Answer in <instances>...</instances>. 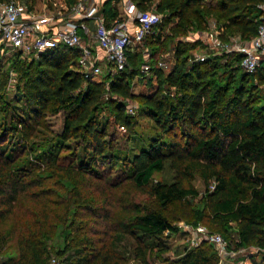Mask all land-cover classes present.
I'll return each mask as SVG.
<instances>
[{
  "label": "trees",
  "instance_id": "1",
  "mask_svg": "<svg viewBox=\"0 0 264 264\" xmlns=\"http://www.w3.org/2000/svg\"><path fill=\"white\" fill-rule=\"evenodd\" d=\"M118 1L104 0L101 13L107 23L119 15ZM129 1L138 11L161 14L143 42L153 57L170 38L162 30L165 25L173 23L183 35L186 25L204 23L210 11L249 41L257 32L258 4L263 0ZM194 46L177 40L170 71L151 70L156 84L147 80L152 90L137 94L133 78L143 79L144 74L140 54L132 51L127 52L124 70L87 78L77 68L79 49L74 47L59 45L30 59L14 51L7 67L5 54L0 57V264H47L52 253L64 264H128L130 259L150 264L156 251L166 249L164 237L177 232L173 221L182 218L194 226L206 222L230 250L255 245L261 255H245L244 264H264V63L247 72L240 65L241 52L190 61ZM11 71L16 79L12 94L5 91ZM106 82L115 98L104 101ZM128 98L137 101V115L126 112L123 100ZM107 106L111 119L103 118ZM138 115L152 120L154 132L147 147L130 157L119 139H132ZM29 152L54 169L71 154L73 169L124 194L114 202V195L107 193L97 204L91 192L86 195L66 176L61 197L65 204L57 222L62 244L50 243L49 210L44 208L36 232L29 227L19 230L24 237L17 256H3L15 231L6 229L4 222L20 197L43 183L16 172L32 163L24 162ZM166 163L172 180H154L153 174ZM100 166L114 177L107 180ZM195 175L206 193L202 205L191 207L189 198L198 195L191 184ZM125 184L145 192L146 199L138 201ZM219 261L213 246L202 241L163 263Z\"/></svg>",
  "mask_w": 264,
  "mask_h": 264
},
{
  "label": "rangeland",
  "instance_id": "2",
  "mask_svg": "<svg viewBox=\"0 0 264 264\" xmlns=\"http://www.w3.org/2000/svg\"><path fill=\"white\" fill-rule=\"evenodd\" d=\"M30 1V2H29ZM28 9H31L33 15L39 16H63L67 14L69 9V4L67 0H28ZM130 2V1H129ZM131 3V2H130ZM118 10L119 14H123V4L121 0L118 1ZM135 10H137L135 8ZM216 11H210L206 15V19L204 23L187 26L184 30L185 34L182 35V31L174 30L173 23H169V25H165L162 30L166 32L165 34H170V38H168L164 44H162L163 49L159 52V55L150 54L149 48H145L148 50V54H144L143 51H138L140 49H136L137 47H133V53H139V66L140 72L143 70L141 66L143 64H148L150 69L147 73L144 72V78L140 79V77L135 76L132 81V91L137 93L149 92L150 84H148L147 80L151 84H156L155 75H152V71H154L157 67L160 68L164 74L168 73L173 65L172 55L173 48L175 46V42L177 40H184L188 44H194V48L189 51V60H197L198 57L203 56L207 58L209 56H221L225 58L230 52H237L232 49L241 43H248L249 41L242 39L239 32L236 28H229L227 26V22L225 19L219 17ZM163 27V26H162ZM183 32V33H184ZM215 43L218 41L221 45H211V43ZM14 51H10L6 53L2 61L5 66L9 65V55L13 54ZM102 68L105 70V66L102 65ZM154 68V69H153ZM152 70V71H151ZM104 73V71H103ZM102 73V74H103ZM152 77L150 78L149 76ZM102 76V75H101ZM16 79L13 75V79H10L7 88L5 89L6 93L12 94L15 90ZM106 92L103 95V100L107 101V99L115 98L112 96L109 91V84L106 82L105 84ZM123 102L125 105L135 103L138 108V103L135 99H124ZM137 115V109L136 113ZM139 116V125L136 128V133L132 137L130 141H126L124 139H119V144L123 147L127 146L128 155L133 157V155L140 153L142 149L147 147V138L148 136L154 132L153 122L146 116ZM112 115L109 112L108 106L103 111V118L111 119ZM114 127H111V129ZM120 130L124 131V129ZM1 144V143H0ZM1 150V148H0ZM22 156V155H21ZM20 156V157H21ZM64 160H60L58 162V169H54L56 166L47 165L45 161L36 160L33 153L29 152L28 156H25L24 162L31 161L32 163L26 167L25 170L16 171L18 176H23L26 174L29 178L34 176L36 179H42V184L35 188H29V190L24 193L18 202L16 203L12 213H10L4 222L5 228H10L11 231L15 230L10 241L7 244L6 250L3 253V256H17L19 253L18 243L24 236H19V230L23 228L29 227V230L32 232H36L38 230L37 222L39 221V216H42L41 210L46 208L49 210L48 216L49 221L48 224V232L50 243L53 244H62V237L60 236L61 226L57 223L60 221L63 208H64V200L62 201V195L65 191L63 182L66 180L65 177L68 176L72 180L76 182V188L82 189L85 194L91 192L93 197H96L97 204H101L107 193L114 195V202L116 198L120 195H123L121 189L114 190L109 187L108 184L99 183V181L93 179L91 176L86 175L83 171H78L71 167L73 165V161L71 160V154H67ZM64 167V170H63ZM100 169L103 170L104 177L109 180L114 177L115 174L108 175L109 169L100 166ZM113 169L112 171L116 170ZM119 172V171H118ZM22 174V175H19ZM33 178V179H34ZM153 178L156 181L161 182H170L173 178V172L169 168L168 163H166L165 168L162 171H157L153 174ZM104 181V180H102ZM107 182V181H106ZM191 184L198 191V195L195 197H190V205L191 207H197L202 205L204 196L206 193L205 185L203 184L201 178L198 175H195ZM213 188V182L209 185V190ZM124 189L132 196H134L138 201H143L146 199L145 192L134 189L131 185L127 186L125 184ZM113 200V199H112ZM113 202V206L116 204ZM115 204V205H114ZM114 212H118L116 207L113 208ZM83 219H86L85 217ZM173 225L177 227V232L172 234L171 236L164 237V244L166 245V249L162 251H156L154 255L150 259V264H164V258L173 259L176 258L179 253H182L185 249L193 248L198 244H194L191 241V232L188 230L192 226L195 227L192 223L186 221L185 219H176L173 221ZM197 225L205 226L209 231H215L211 227H209L206 222H200ZM216 232V231H215ZM53 251V249H51ZM249 254H259L260 251L255 245H247L238 248L237 250H233L230 257L224 259L223 261H219L218 264H244V260L242 259L245 255ZM54 253L50 254L46 259L47 264H50V261L53 257H55ZM260 256H258L259 259ZM61 260V259H60ZM61 264H64L61 260ZM128 264H142L136 260L130 259Z\"/></svg>",
  "mask_w": 264,
  "mask_h": 264
},
{
  "label": "built area",
  "instance_id": "3",
  "mask_svg": "<svg viewBox=\"0 0 264 264\" xmlns=\"http://www.w3.org/2000/svg\"><path fill=\"white\" fill-rule=\"evenodd\" d=\"M28 0H6L0 2V57L10 51H20L28 57L39 52L65 45L79 49L77 68L85 78L103 73H114L124 70L128 63V51L133 47L148 54L144 46V38L152 33L154 27L160 22L161 14L152 11L135 10L129 0H122L123 14L118 15L107 23L101 13L104 0H75L69 5L63 23L59 25L56 17L39 16L30 14ZM261 10L256 34L248 43H241L232 48L243 53L241 67L247 71H254L264 63V0L258 4ZM92 20L94 29L90 31L87 24ZM89 34L99 50L94 49L90 39H85L82 34ZM211 45H221L213 41ZM198 59H204L203 56ZM101 60L105 62V70ZM141 73H147L148 64L141 66ZM10 72V79H13ZM126 112L130 115L136 113L137 105L133 102L127 104ZM121 129H125L121 126ZM191 232V241L198 244L207 241L218 253L220 261L227 259L233 250L228 248V242L218 232L209 231L205 226L197 225L188 229ZM50 264H61L53 257Z\"/></svg>",
  "mask_w": 264,
  "mask_h": 264
},
{
  "label": "crops",
  "instance_id": "4",
  "mask_svg": "<svg viewBox=\"0 0 264 264\" xmlns=\"http://www.w3.org/2000/svg\"><path fill=\"white\" fill-rule=\"evenodd\" d=\"M29 2H30V1H29ZM121 2H122V0H121ZM29 11H30V14H32L31 9H30ZM120 15H122V16L124 15V16H125V13H124V14H120ZM47 16H48V15H47ZM65 18H66L65 15H63V16H58V17L56 18V22L58 21L59 25H61V24L63 23V20H64ZM87 24H88L89 27H90V31H92V30L94 29L93 21H92V20H88V21H87ZM82 35H83V37H84L85 39H90V41L93 40L91 37H88L89 34H87V33H86V34H82ZM91 43H92L94 49L99 50L97 44H96L94 41H91ZM100 63H101L102 65L105 66V62H104V60H101Z\"/></svg>",
  "mask_w": 264,
  "mask_h": 264
}]
</instances>
